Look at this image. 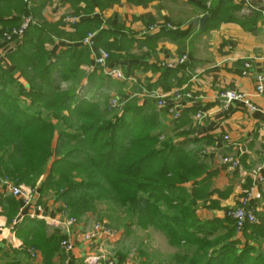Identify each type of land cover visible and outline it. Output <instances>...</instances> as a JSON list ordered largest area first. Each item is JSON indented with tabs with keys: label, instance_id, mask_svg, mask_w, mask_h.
I'll return each mask as SVG.
<instances>
[{
	"label": "trees",
	"instance_id": "1",
	"mask_svg": "<svg viewBox=\"0 0 264 264\" xmlns=\"http://www.w3.org/2000/svg\"><path fill=\"white\" fill-rule=\"evenodd\" d=\"M37 3L0 0V206L9 221L16 220L14 234L25 240L22 256L32 262L27 251L32 249L42 255L39 264H52L58 249L56 235L48 236V227L36 216L18 220L22 199L6 194L8 186L37 191L30 202L37 205L44 206L41 201L52 198L62 217L77 223L94 214L98 205L122 208L140 230L154 227L172 245L184 244L186 253L194 245L186 264H264L258 244L231 240L247 231L260 235L261 225L237 233L225 216L228 209L223 219L197 217V200L205 199L197 191L201 187L197 179L203 175L201 161L174 146L170 138L159 140V113L129 103L122 106L125 112L119 119L102 121L98 105L76 97L74 89H60L63 81L84 78L78 70L83 61L78 49L64 48L56 55L46 48L52 41L50 27H57L42 20L44 5ZM78 16L64 15L57 25L72 28L75 34ZM26 17L31 23L23 34L6 41L4 35L19 28ZM69 18L77 19L74 25L65 22ZM85 23H89L85 32L76 33L74 42L80 43L88 31L99 28L96 20ZM63 32L54 29L56 36ZM108 38L97 48L107 52L110 61ZM87 48L81 51L86 63ZM13 73L24 75L29 89L17 84Z\"/></svg>",
	"mask_w": 264,
	"mask_h": 264
},
{
	"label": "crops",
	"instance_id": "2",
	"mask_svg": "<svg viewBox=\"0 0 264 264\" xmlns=\"http://www.w3.org/2000/svg\"><path fill=\"white\" fill-rule=\"evenodd\" d=\"M37 1L44 5L40 11L42 20L57 27H50L52 41L46 48L56 55L64 48L78 49L84 62L78 67L85 73L84 78L74 83L63 81L60 89H74L76 97L86 101H92L88 98L94 96L96 99L92 102L99 106L101 99L97 97L106 92L102 86L104 79L119 84L110 90L111 97L126 100L131 97L126 104L159 113L163 132L159 140L170 138L174 146L185 148L201 161L203 175L197 179L201 185L197 191L205 199L197 200L199 219H223L226 209L236 208L245 192L254 189L260 199L252 200L251 205L263 233L256 235L247 231L231 240L258 244L264 253V95H257L254 90L255 78L264 75V0ZM74 13L79 14L80 24L76 28L79 34L85 32L89 24L85 22L96 20L99 28L85 34L94 37L95 48L109 35L111 57L107 67L119 69L126 75L125 81L103 77L104 70L92 64L90 49L74 42L79 34H74L72 28L57 25L64 15ZM201 19L204 20L200 23ZM54 29L67 33L56 36ZM84 48H87V63L85 54L81 53ZM4 63L8 71L13 69L6 60ZM169 65L174 67L169 68ZM12 77L17 84L29 89L24 75L13 73ZM140 88L161 93L179 92L184 100L177 112L178 119L172 120L167 110L158 109L152 99L140 97ZM225 90L246 94L256 111L233 105L224 112L218 95ZM198 113L204 118L197 120ZM226 157H233L238 169L230 170L223 162ZM47 200L51 210L43 208V215L63 223L59 205L52 198ZM31 204L23 206L22 203L23 211H18V220L38 215L35 204L29 206ZM2 209L0 206V264H35L22 256L25 240L14 234L16 220L9 221ZM78 229L82 227L74 231ZM84 250L83 244L78 245L64 264L77 262ZM39 263L41 257L36 264Z\"/></svg>",
	"mask_w": 264,
	"mask_h": 264
},
{
	"label": "rangeland",
	"instance_id": "3",
	"mask_svg": "<svg viewBox=\"0 0 264 264\" xmlns=\"http://www.w3.org/2000/svg\"><path fill=\"white\" fill-rule=\"evenodd\" d=\"M118 85L119 84L116 85V83L103 79L102 86H104L103 89H105L106 92L100 93L97 97L98 100L101 99L97 104H99L101 109L99 112L100 115L98 116L102 121H116L119 119L118 117L122 116L125 112L123 107H121L119 111L114 112H109L106 108L107 102L111 97L110 90L116 89V86ZM86 92H89L88 89ZM94 98L96 99V97L91 96L88 99L93 101ZM163 138L164 135L161 140H163ZM23 190L28 196L31 195L32 189L23 187ZM32 196L33 199L36 198L35 194H32ZM46 200L47 198H44V201H41V203H45L44 206L43 204H40L43 207L33 203L35 204V210L37 208L36 211L42 215L43 208L48 211L51 210L47 205L48 203L46 204ZM47 201L49 202L50 200ZM21 202L23 203V200H21ZM33 204L29 206H32ZM236 208H238V206ZM21 211H23V209H21ZM43 216L44 218L41 219L39 217L38 219H41L45 226L48 227V229H46L48 236L51 237L53 233L56 235L55 245L58 246V249L53 255L52 264H64L66 258H70L72 253L76 250V247L82 244L85 246L84 255L75 260L77 262H74V264H186V260L188 259L186 256L189 254L191 255V251L193 252L195 249L194 245L190 246L188 247L189 251L186 253V246L184 244L172 245L167 237L158 232L154 227H149L147 230H140L135 224V219H131L124 209L119 207L116 208L110 203L98 205L94 214L86 215V217L77 224L82 227V229L79 231L71 230L69 236L66 232L67 229L61 221L49 219V217L45 215ZM95 224H99L102 229H111L115 236L109 240H103V237L100 236V240L96 242L82 241V233L91 230V227ZM217 236H219V232L215 234V237ZM66 238H71V243L73 245L72 253L70 255L65 254L68 252L63 251L62 246L60 249V242ZM78 242H81L82 244ZM37 254L38 262L40 257L42 259V255L40 252H37ZM116 255L119 256L116 257ZM189 257L192 258V256ZM35 261L32 262L36 264L37 262Z\"/></svg>",
	"mask_w": 264,
	"mask_h": 264
},
{
	"label": "built area",
	"instance_id": "4",
	"mask_svg": "<svg viewBox=\"0 0 264 264\" xmlns=\"http://www.w3.org/2000/svg\"><path fill=\"white\" fill-rule=\"evenodd\" d=\"M230 1H236V0H230ZM76 21H77L76 18H69L65 20V22L68 23V26L74 25ZM30 23H31V19L29 17L24 18L19 28L12 30L10 35L7 34L4 35L5 40L11 41L12 36L15 38L20 37L23 34L24 30L30 25ZM78 44L84 47H88L90 49L92 64L94 66L101 67L104 70V74L106 75V77L118 81H125V77L119 69L107 67V61L109 58L108 54L105 51L101 49H96L94 47V37L91 34L87 35ZM184 60L185 58L181 59L180 63H182ZM245 66L247 65L245 64ZM168 67L173 68L174 66L169 65ZM254 87H255L254 88L255 93L257 95H264V75L257 76L255 78ZM140 89H141L139 94L140 97L146 99H152L153 101H155L158 109L167 110V113L172 117V120L176 121L178 119L177 112L179 111L181 103L184 100V98L179 92L173 91L169 93H161L158 91H150L149 89L147 90L146 88H140ZM130 98L131 97H129L128 100H123L121 98L111 97L107 102L106 108L109 112L119 111L120 108L130 100ZM218 100L220 101L222 105V110L224 112L228 111L233 105L245 106L251 112L256 111V108L250 102L249 97L246 94L237 93L232 90H225L219 93ZM195 118L197 120H201L204 118V115L198 113L195 116ZM262 152L264 156V141L262 144ZM223 162L228 165V168L230 170L238 169V162L235 161L233 157H226L223 160ZM6 192H7L6 194L8 195L10 194L14 197L21 198L23 200V206L31 202V200L33 199L32 194L37 195V191L32 190L31 195L28 196L24 192L23 187L8 186V191ZM256 199H260V196L258 193L255 192L254 189L251 188L245 192V194L239 201L238 208L230 209L226 212L225 216L231 220L237 233L242 232L246 226H258L260 224L259 219L256 216V213L251 205V201ZM60 215L62 217V214ZM33 216L34 215H31V217ZM36 217L37 218L40 217L41 219L44 218V216L41 213H38ZM77 224L78 223L75 219L64 217L63 225L67 229L66 232L68 236L70 235L71 230L74 231V229L79 226ZM91 228H92L91 230L82 233L83 234L82 241L96 242L100 240V236L103 237V240H109L115 236L114 232L111 229L107 227H105L107 229H102V227L99 224H95ZM77 231H79V229ZM61 242H60V249L62 246L63 251L68 252L65 254L70 255L73 249L71 238H66ZM28 255L32 261H35L38 258V254L32 249L28 250Z\"/></svg>",
	"mask_w": 264,
	"mask_h": 264
},
{
	"label": "water",
	"instance_id": "5",
	"mask_svg": "<svg viewBox=\"0 0 264 264\" xmlns=\"http://www.w3.org/2000/svg\"><path fill=\"white\" fill-rule=\"evenodd\" d=\"M203 20H204V19H201V20H200V23H201Z\"/></svg>",
	"mask_w": 264,
	"mask_h": 264
}]
</instances>
